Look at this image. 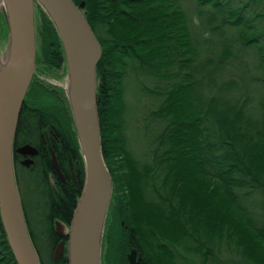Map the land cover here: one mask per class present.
Here are the masks:
<instances>
[{
    "label": "trees",
    "instance_id": "1",
    "mask_svg": "<svg viewBox=\"0 0 264 264\" xmlns=\"http://www.w3.org/2000/svg\"><path fill=\"white\" fill-rule=\"evenodd\" d=\"M72 1L101 49L96 109L111 180L103 264H128L132 250L136 264H264V0ZM36 8L35 67L13 149L37 153L26 167L13 151L12 163L39 264H67L65 246L58 259L52 252L66 244L83 166L64 89L42 80L46 70L65 75V61ZM2 24L4 36L0 14L3 44ZM134 81L135 102L151 97L136 137L125 118ZM0 264H16L1 224Z\"/></svg>",
    "mask_w": 264,
    "mask_h": 264
},
{
    "label": "water",
    "instance_id": "2",
    "mask_svg": "<svg viewBox=\"0 0 264 264\" xmlns=\"http://www.w3.org/2000/svg\"><path fill=\"white\" fill-rule=\"evenodd\" d=\"M39 7L53 25L65 61L68 84L64 92L80 150L83 179L79 197L66 233V244L55 245L52 258L58 259L65 246L67 264H100L101 239L109 200L111 180L102 158L96 109L95 66L101 55L98 41L84 13L72 0H0V14L6 24L3 44L7 54L0 66V224L16 264H39L30 241L12 163L13 151L26 167L37 149L24 143L13 149L19 112L35 67L34 8ZM2 43L0 44L1 49ZM50 164L62 177L54 153ZM60 231V230H59ZM135 251L128 254L134 264ZM140 259L138 256L137 260Z\"/></svg>",
    "mask_w": 264,
    "mask_h": 264
},
{
    "label": "rangeland",
    "instance_id": "3",
    "mask_svg": "<svg viewBox=\"0 0 264 264\" xmlns=\"http://www.w3.org/2000/svg\"><path fill=\"white\" fill-rule=\"evenodd\" d=\"M35 11L36 10L34 8V24H35V21L37 20L36 17H35ZM3 29H4V27H3V24H2V36H3ZM5 35H6V32H5ZM6 54H7V44L5 42L4 44H2L1 49H0V59L4 58L6 56ZM53 72H55V73L52 74V73H50V71L46 70V73L44 74L45 76H44V78L42 80L45 81V83H48V84H50V85H52L54 87L64 89L67 86V84H68L67 83L68 80H67L66 74L64 75V73L62 72L61 69L60 70L56 69V71H53ZM143 81H146V80L143 79ZM130 87H131V89L128 88V86H126V88H125V89H129V91H127L126 94H125L126 102L129 105L128 108H127L126 117H125L126 118V133L129 136L136 137L137 136V132L136 131H138V127H139L138 121L140 120V116L143 117V115L145 113V107H146V105H148L149 102H151V97H150L149 94L143 93L141 95V99L139 100V103L135 102L136 99H137V97L135 96V93H136V90L137 89L139 90L140 87H139V84L136 81H134L130 85ZM136 106L138 108H136ZM134 107H135V110H134ZM132 116H136V117H132ZM22 159H20V156H19L18 160L20 161ZM24 192H25L24 193L25 196L27 197V192L26 191H24ZM27 202H28V200H27ZM100 253H101V251H100ZM231 258L232 257H230V259ZM101 262L103 264L102 259H100V263Z\"/></svg>",
    "mask_w": 264,
    "mask_h": 264
},
{
    "label": "bare ground",
    "instance_id": "4",
    "mask_svg": "<svg viewBox=\"0 0 264 264\" xmlns=\"http://www.w3.org/2000/svg\"><path fill=\"white\" fill-rule=\"evenodd\" d=\"M1 62H3V61H0V66H1V68H2V66H4V65H3V63H1ZM1 68H0V79L3 80L5 84L10 83L12 78H11V77L8 78V77L4 76V75H3L4 70L2 71ZM21 109H22V108H21ZM132 251H134V250H132ZM129 253H130V252H129ZM127 259H128V256H127Z\"/></svg>",
    "mask_w": 264,
    "mask_h": 264
},
{
    "label": "flooded vegetation",
    "instance_id": "5",
    "mask_svg": "<svg viewBox=\"0 0 264 264\" xmlns=\"http://www.w3.org/2000/svg\"><path fill=\"white\" fill-rule=\"evenodd\" d=\"M18 155L20 156V159L23 158L20 154H18ZM59 168H60V167H59ZM60 171H61V169H60ZM54 172H55V171H54ZM55 174H56V177H58L61 181L64 180V176H63V174H62V171H61L62 177L58 176L56 172H55ZM137 258H138V255H137L136 252H135V256H134L135 263H134V264L138 263V262L140 261V259H141V258H140L139 260H137Z\"/></svg>",
    "mask_w": 264,
    "mask_h": 264
}]
</instances>
